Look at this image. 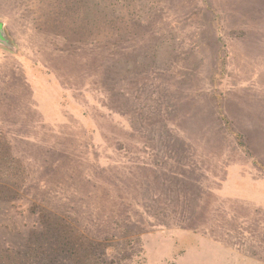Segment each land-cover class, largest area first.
<instances>
[{"label": "rangeland", "instance_id": "1", "mask_svg": "<svg viewBox=\"0 0 264 264\" xmlns=\"http://www.w3.org/2000/svg\"><path fill=\"white\" fill-rule=\"evenodd\" d=\"M1 25L0 264H264V0H0Z\"/></svg>", "mask_w": 264, "mask_h": 264}, {"label": "water", "instance_id": "2", "mask_svg": "<svg viewBox=\"0 0 264 264\" xmlns=\"http://www.w3.org/2000/svg\"><path fill=\"white\" fill-rule=\"evenodd\" d=\"M0 45L7 47L9 49H13V47L9 44L7 39L4 37L3 25L0 26Z\"/></svg>", "mask_w": 264, "mask_h": 264}, {"label": "crops", "instance_id": "3", "mask_svg": "<svg viewBox=\"0 0 264 264\" xmlns=\"http://www.w3.org/2000/svg\"><path fill=\"white\" fill-rule=\"evenodd\" d=\"M259 139V142H260V138H258Z\"/></svg>", "mask_w": 264, "mask_h": 264}]
</instances>
